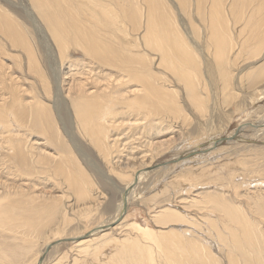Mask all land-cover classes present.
I'll return each mask as SVG.
<instances>
[{
  "label": "bare ground",
  "instance_id": "6f19581e",
  "mask_svg": "<svg viewBox=\"0 0 264 264\" xmlns=\"http://www.w3.org/2000/svg\"><path fill=\"white\" fill-rule=\"evenodd\" d=\"M23 6L47 67L39 59L32 36L0 4V264H43L47 248L52 250L69 239L58 237L70 224L73 217H69L87 219L99 206L98 187L83 167L94 164L76 138L95 150L106 166L115 163L121 167L124 163L112 161L120 160L118 148L123 142L115 136H121L123 130L129 131L124 136L134 140L139 130L156 135L174 127L182 133L193 123L192 128L198 131L202 123L209 127L214 119L221 130L227 128L239 107L242 110L256 99L264 100V0H23ZM200 84H207V89L202 85L201 91ZM249 121L227 138L217 136L211 147L236 141L244 128L263 127L254 136L263 135L264 116L257 126ZM210 134L205 133L207 137ZM157 144L161 150L168 149L165 143ZM245 156L228 165L220 162L224 164L218 167L222 182L216 189L237 174L230 165L247 175L258 171L256 159ZM164 165L163 169L169 164ZM155 167L147 163L126 176L116 168L125 187L114 185L120 201L113 217L85 233H93L88 238L72 241L79 255H91L93 261L87 264H219L221 257L217 261L210 247L197 241H206L210 235L219 247L227 249L229 264H237L238 259L243 264H264V191L250 198L257 200L250 206L254 218L228 203L225 194L200 198L206 202L205 227L188 220L189 225L193 223L191 228L205 234L197 232V239H186L187 229L163 232L166 225L180 223L183 216L170 211L173 206L154 212L157 232L131 223L124 238L116 237L114 228L125 221L136 187ZM98 173L113 185L109 173ZM261 186L264 181L251 188ZM81 202L83 209L76 215ZM213 212H217L215 220L210 215ZM105 226L110 227L100 230ZM49 231L58 237L54 242H47ZM39 240L43 247L35 249Z\"/></svg>",
  "mask_w": 264,
  "mask_h": 264
},
{
  "label": "rangeland",
  "instance_id": "374dc122",
  "mask_svg": "<svg viewBox=\"0 0 264 264\" xmlns=\"http://www.w3.org/2000/svg\"><path fill=\"white\" fill-rule=\"evenodd\" d=\"M0 4L5 9H7L12 14V16L14 18H16V20L18 22H20L24 26V28H26L29 35L32 36V39L34 40L36 51H37L38 56H39V59H40L42 65L46 68L47 64H43L45 56H43V52L40 51V48L37 45V40H36V37L34 36V31H33V28L31 26L32 21L26 17V12H24V11H26V9L23 6V0H0ZM202 85L203 86L205 85L208 87L207 84H200L199 86H201L202 88L201 89L199 88V89L201 91L203 89ZM205 86H204V88L207 89V87H205ZM209 90H210V87L208 88V91ZM208 91L206 90V92H207L206 97L210 98L211 93L209 95V92H211V91H209V92ZM204 95L202 94L201 96L205 97ZM262 107L264 109V100H259V99H256L255 102L251 103L250 106L248 105V107H244L245 108V109L243 108L244 110L242 108H241L242 110H240V107H239V109L237 107L236 109H238L239 112L236 114L233 113L230 116L231 121H230L229 125L227 126V128L221 129V130H220V127H218L219 121L214 119L211 126H209L210 129H209V127L205 126L203 123L201 124V128H202V126H203V128L205 127L206 132L203 130V128L202 129L200 128L198 131L194 127L192 128L193 123H191L190 126L185 128L184 132H182V133L178 132L176 128L174 129V127L172 129L167 130L164 134L156 133V135L153 132H147L144 130H139L140 133H139V135H137L135 137L134 140L128 138V136H124V135H129L128 130H123L122 132L117 131L116 132L117 134L119 132H121L120 133L121 136H119V137L115 136V138L122 140L123 143H120L121 147L119 146V148H118V154H119L120 160H117V159L113 160L112 163L117 162V161L124 163L121 167H120V164H115V163L109 164V166L108 165L106 166L102 162V160L100 159L99 155L96 154L95 150H93L84 140H81L80 138L79 139L76 138L78 145H80L83 153L85 155H87L90 162H92V164H94L93 166L84 165L83 167L85 168L84 170H87L88 174L92 176V177L91 176L90 177L92 179L93 185H95V187H98V189H96V190H97V194L99 197V200L97 201L99 206L95 209L96 212L93 211L90 214V216H87V219L84 218V220H83L82 217H80L79 215L76 214L77 211H81V208L83 209L82 202L79 203V206L77 207V209H75V212H74V214H76L77 216L75 217L73 215V216L69 217V218L73 217V218H71L70 224H68V227L67 226L65 227L62 235L58 236V237H60L61 239L71 238L72 236L79 237L85 233L92 231L97 225L105 223V222H109V220H111V218L114 215V211L116 209L117 204L120 201L119 195L117 193L115 186L118 187L119 189L125 187V184L122 181V179L124 177L120 181V178L118 177L117 170L122 171L121 174L126 176V175H129L131 173V171L140 170V168L146 166L147 163L150 164V168L156 166L155 169L156 168L157 169H156V171L154 169L153 172L147 174L146 177H144L143 181L140 182V185H138L136 187V193H135V197H134L135 199H133L131 202L129 201V203L127 205V210H126L127 217H126L125 221L121 222V220H119L118 222H116L114 224V226H116L121 222V225H119L118 228L117 227L114 228L115 232H117V235H118L116 237L121 236V238L122 237L124 238L125 237L124 235H127V233L130 230L129 225L131 223H135L138 227L140 226L139 228H141L143 230L147 229V230H153V231L157 232L159 230V227L157 226V224H155V221H153L154 220L153 216H155L154 212L161 210L163 207L164 208L168 207L167 209H169L170 207L173 206L169 210L170 211L176 210V212H180V213H177V214H180L179 216H181L182 214H183V216H181L182 218L180 220V223L172 222L171 224H169V226L166 225L165 231L163 230V232H166V230H170V231L176 230V232H178L180 230L179 232L183 233V232H185V231H183V229L184 230L187 229L186 232H188L189 234L184 233L185 238L186 239L188 237L191 238L190 236H192V238L194 237L193 239H197L195 237V234L198 232L197 228H191V226L194 223L196 225L198 224V225L205 227V221L203 218V214H206L205 213L206 210L204 211L203 208H204L206 202L204 203L205 199L201 200L200 198L206 197L209 195L210 196H221V195L225 194L223 196L224 197L226 196L225 198H226V201L228 200L227 201L228 203L232 202L233 205H235V206L238 205L242 210H245L246 212H250V216H252L254 218V216H255L253 214L254 211L252 210V208H250V206L254 207V205H255L254 203L257 200L256 199L251 200V199H252V197L257 196L258 194H261L262 191H264L263 186L259 187L258 189L251 188L253 186V184L260 183V182L264 181V175L260 176V174H257L260 172H264V168H262V166L264 167V159H263L264 157H262L263 155L261 154V151H263V149H261V148H264V137H263L264 133H263V135H259L258 138H256V136H254L255 135L254 133H255V131H259L260 128H263V127H259L256 130H254L253 128H250V127L244 128L245 130H243L240 133L242 135L238 134L239 138L236 140L237 143H236V141L229 142V144L223 143V145L222 144L219 145L218 143H216L217 144L216 145L215 143H213L214 145H212V147H211L210 143L213 142L214 139H217L218 137L227 138L229 136V134H232L233 131L237 127H239L240 125H243L244 123H248L249 120H250L249 124H254L255 126H257L260 117L264 116V110L262 109ZM230 108L233 110L232 106H230ZM259 110H261L263 112L261 113V111H259ZM252 111H254V113ZM257 111H259L260 113L259 112L257 113ZM252 115H253V117H252ZM254 117H256V119ZM258 117H259V119H258ZM236 120H238V121H236ZM215 125H216V128H215ZM193 126H195V125L193 124ZM213 127H214V129H212ZM208 130L211 132H208ZM212 132L214 134H212ZM202 133H204V134H202ZM205 133L207 135L211 133L212 135L210 134L207 137V135H205ZM199 136H201V137H199ZM194 137H196V138H194ZM197 137H198V139H197ZM249 137H250V139H249ZM125 139H126V141H125ZM188 139H190V140H188ZM157 142L165 143V145L167 146L168 149H166V150L159 149L157 146L158 145ZM152 143H154V144L150 146V144H152ZM241 144H242V146H241ZM198 145H200V146H198ZM251 145H254V146H251ZM154 148H157V149L153 151ZM202 150H204V151H202ZM218 150L219 151L221 150V151L218 152ZM254 150H256L258 153ZM245 151H246L245 155L248 154L246 156L244 155ZM206 154L208 155V157ZM241 155H243V156H241ZM249 155H250V157H248ZM142 156H144L146 159V162L145 161L142 162L145 164H142L140 162V161H142ZM244 156L248 157L247 159H250V160L251 159L253 160V158L256 159L255 162H256V164L259 165V168L257 169L258 171H256L254 169L256 171V172L254 171L255 174L247 175L249 173L248 172H246V173L241 172L242 170L240 169V167L230 165L228 167H231L232 170L235 173H237L236 174L237 176L234 174L233 177L230 178L228 182H225L224 187H223L224 189L223 188L216 189V187L221 186V182H222L220 180V178L218 177L220 175L218 173H220V168H221V166H219V165H224L226 162H227V164H225V165H228V164H230V162L234 161L236 158L237 159L244 158ZM204 157H207L208 159L207 158L205 159ZM214 157H216V158H214ZM195 158H196V160H194ZM250 160H248V161L250 162ZM172 161H174V163H171ZM220 162H223L224 164L220 163ZM259 162H261L262 164ZM164 164H169L168 166H166V168H165L166 170L163 169L165 167ZM187 164H189V165H187ZM110 165H112V166H110ZM186 165H187V167H186ZM140 166H142V167H140ZM113 167H114L115 172H117L115 174H113L114 173V170L112 169ZM118 167H120V170ZM169 167L172 169H170ZM200 167L203 169L200 170L199 169ZM218 167H220V168H218ZM116 168H117V170H116ZM213 168H214V170H213ZM217 168L219 170H217ZM168 169H169V171H168ZM193 169H194V171H192ZM197 169H199V170L196 171ZM98 170L100 172L104 173V175L105 174L107 175L109 173L107 176H109L108 177L109 179H112L113 185L107 184L103 180V178H101V175L98 173ZM109 170L110 171L112 170V172H110ZM186 171H188V172H186ZM124 172H126V173H124ZM166 172H167V175H166ZM193 172H195V173L197 172L196 173L197 175L194 174ZM206 172H208L210 174L207 175L208 173L206 174ZM161 173H163V174H161ZM164 173H165V175H164ZM202 173H205L206 175L205 174L203 175ZM172 176H174V178H171ZM206 176H208V177H206ZM211 176H213V177H211ZM188 177H189V180L187 179ZM199 177H200V179H199ZM204 177H206V178H204ZM209 177L212 178V179H209L211 181L208 180ZM231 179H232V182H231ZM168 180L171 182V184L174 183L175 185L177 183H180V182L181 183H180V185L178 184L179 186L178 185L175 186L174 184L169 185ZM159 181H160V183H159ZM165 181H167V182H165ZM174 181H177V183H175ZM214 183L215 184L219 183V184L215 185ZM226 183L227 184L229 183V184L227 185ZM234 183H236V185ZM249 183H252L251 186H248ZM164 184H165V188L168 189L167 191L164 187H162V186H164ZM154 185L156 187H154ZM226 185L228 186V188ZM168 186L169 187L171 186V188H169ZM225 186L227 189L225 188ZM234 187L235 188L238 187L236 189V191L234 190ZM172 188H174V189L171 190ZM143 190H144V192H143ZM227 190H229V191H227ZM148 191H150V192H148ZM154 192H156V193L158 192L157 197L155 198L156 193L154 194V196L150 197L149 195H151V194L153 195ZM159 192H162L163 195ZM165 192H168V194ZM174 192H177V193H174ZM185 192H186V194H185ZM225 192H227L228 194ZM246 193H248V194H246ZM158 195L160 197H158ZM148 196H149V198H148ZM236 197H237V199H236ZM148 199H150V200H148ZM191 199L193 202L190 201ZM231 199L233 201H231ZM178 201H179V203H178ZM247 203H250L251 205H249ZM71 204H73V203H71ZM174 204H175V206H174ZM80 205H82V206H80ZM251 214H253V215H251ZM186 215L189 217H187ZM210 215H212L213 220H215L217 212L210 213ZM189 218H192L193 220H191ZM183 220H186L187 223L186 222H184L185 224L182 223ZM188 220H190L193 223L191 225H189L188 223L190 221H188ZM126 226H128V227H126ZM87 227H88V229H87ZM168 227H170V229H166ZM83 228H84V230H83ZM195 229H196V231H195ZM119 232H121V234ZM190 232H191V235H190ZM46 233H47V234H45L47 236L46 239H48L47 242H54L52 240H55L58 238V237H55V234L53 232L49 231ZM131 233H133V232H131ZM63 234L65 235V237ZM198 234L205 235L204 233L201 234L200 232H198ZM67 235H68V237H67ZM211 237L214 238L213 236L210 235V236H206V238H205L206 241H204L203 239H200V240L197 239V241H199L200 243L207 244L210 247L209 252H211L212 256L217 258V261L220 260V258L218 259V257H221V261L219 264H229V262H227L228 258L226 256V252H227L226 250L227 249L223 246H222L223 248L219 247L221 245L218 242L216 243V241L215 242L212 241L213 239ZM1 240H0V244H3V243H1ZM40 241L41 240L37 241V244L35 245V247H36L35 249H37V248L42 249L43 246L41 245L42 242H40ZM6 242H4V244ZM217 246L220 249L222 248L221 251ZM93 248L94 247H92V249ZM77 249L78 248H75V249L73 248L72 242L71 243L68 242L67 244L62 243L61 245L55 246L52 248V250H50L48 253L43 255V259H44V260H42V261H44L43 264H52L53 261H54L53 263H55L58 260L62 261L63 264H75V261H76V264H87V262H91L90 260H92V259L89 258V257H91V255L85 256L84 253L79 255L76 252ZM92 249L90 248L89 251H91ZM192 249L195 252H196V250L199 251L197 248L192 247ZM35 252H37V251H34L33 253H35ZM217 255H219V256H217ZM84 256L87 258H85ZM223 258L225 261L223 260ZM193 259L194 258H192V260ZM238 260L239 261L237 262V264L238 263L243 264L241 259H238ZM189 262H191V261L189 260Z\"/></svg>",
  "mask_w": 264,
  "mask_h": 264
},
{
  "label": "water",
  "instance_id": "95a60500",
  "mask_svg": "<svg viewBox=\"0 0 264 264\" xmlns=\"http://www.w3.org/2000/svg\"><path fill=\"white\" fill-rule=\"evenodd\" d=\"M125 208H126V207H125ZM125 208L123 209L122 214L125 213V212H124V211H125ZM119 220H120V219H119ZM119 220H117L116 222H118ZM111 226H112V225H111ZM109 227H110V226H105V227H103V228H100V230H106V229H108ZM95 232H96V231H95ZM90 234H93V233H89V234L82 235V237H80V238H76V239H70V238H69V239H67L66 241L58 242V244H61V243L67 242V241H70V242H72V241L77 242V241H80V240H82V239H86V238H88ZM50 249H51V247L47 248V249L45 250L44 254L48 253V252L50 251ZM41 260H42V258H39V262H42Z\"/></svg>",
  "mask_w": 264,
  "mask_h": 264
}]
</instances>
